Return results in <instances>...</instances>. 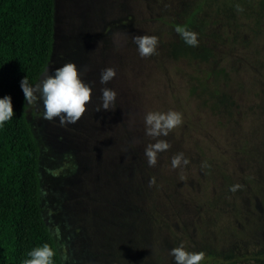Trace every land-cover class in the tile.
Segmentation results:
<instances>
[{"label": "rangeland", "instance_id": "rangeland-1", "mask_svg": "<svg viewBox=\"0 0 264 264\" xmlns=\"http://www.w3.org/2000/svg\"><path fill=\"white\" fill-rule=\"evenodd\" d=\"M201 1L55 0L48 72L74 62L93 89L74 124L44 119L39 101L27 106L43 217L63 264H175L169 250L181 242L206 254L201 264H228L231 256L257 264L248 253L264 254V0H219L200 11L191 29L199 44L179 58L180 35L167 21L183 24L178 15ZM140 34L159 38L153 55L138 54L132 36ZM105 67L116 76L101 84ZM218 70L229 101L215 112L188 90ZM104 87L117 92L114 110L97 112ZM168 109L183 122L155 138L170 148L149 166L144 149L155 139L145 135L144 115ZM181 152L189 163L172 168ZM237 183L243 187L230 191Z\"/></svg>", "mask_w": 264, "mask_h": 264}, {"label": "trees", "instance_id": "trees-1", "mask_svg": "<svg viewBox=\"0 0 264 264\" xmlns=\"http://www.w3.org/2000/svg\"><path fill=\"white\" fill-rule=\"evenodd\" d=\"M218 2L202 0L191 15L186 18L184 14L178 15L185 20L183 24L173 19L167 21V25L171 29L178 25L192 29L197 23V14L215 7ZM54 31L55 0H0V97H12L15 114L0 128V264H22L30 249L45 242L55 249V264H63L43 217L40 148L27 118L25 96L20 87L23 77L27 76L29 83L34 84L45 73L52 57ZM174 47L177 57L191 58L190 46L181 36ZM219 73V70L207 73L212 75L209 81L199 78L196 84L191 81L189 97L203 109L217 112L229 101L221 90ZM250 185L251 195H259L256 183ZM214 254L211 255L213 262H218ZM237 258L231 263L235 257H229L228 264L244 260ZM250 258L258 264L264 260V254L249 252L245 260L250 261Z\"/></svg>", "mask_w": 264, "mask_h": 264}, {"label": "clouds", "instance_id": "clouds-1", "mask_svg": "<svg viewBox=\"0 0 264 264\" xmlns=\"http://www.w3.org/2000/svg\"><path fill=\"white\" fill-rule=\"evenodd\" d=\"M237 10H242L237 5ZM176 31L180 34L183 42L195 47L199 44L198 33L187 26H177ZM118 35V34H114ZM137 46V52L141 57L153 55L158 47L159 38L156 35L140 34L132 36ZM101 41L99 42L100 46ZM98 46V47H99ZM97 47V48H98ZM96 51V50H95ZM116 76L113 67H105L100 73V83L107 84ZM37 83H29L26 77L20 81V87L25 96V108L39 101L43 106V118L46 120H58L60 126L74 124L85 114L87 105L92 100L93 89L85 83L79 75L78 66L74 62H67L54 68L49 74L48 68ZM117 97L115 89L104 87L101 89L100 101L97 112L101 109L108 111L113 109ZM12 97L4 95L0 97V128L14 116ZM183 122V114L174 109L167 111H148L144 115L145 135L158 138L167 137L168 134L180 126ZM170 148L166 139H155V142L148 143L144 149V155L149 166H155L158 161V154ZM189 160L184 154L177 153L171 158V167L179 168L187 165ZM202 166H208L203 162ZM155 177H152L149 184H155ZM243 186L239 183L230 186V191L235 192ZM175 264H201L206 254L203 251H189L183 242L179 246L171 248ZM55 249L45 242L42 245L33 247L26 253L22 264H55Z\"/></svg>", "mask_w": 264, "mask_h": 264}]
</instances>
